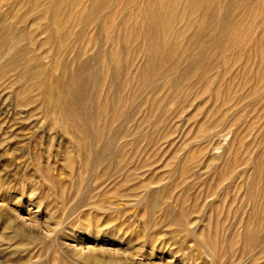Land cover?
<instances>
[{"label":"rangeland","instance_id":"obj_1","mask_svg":"<svg viewBox=\"0 0 264 264\" xmlns=\"http://www.w3.org/2000/svg\"><path fill=\"white\" fill-rule=\"evenodd\" d=\"M202 1L0 0V264H264V0Z\"/></svg>","mask_w":264,"mask_h":264},{"label":"bare ground","instance_id":"obj_2","mask_svg":"<svg viewBox=\"0 0 264 264\" xmlns=\"http://www.w3.org/2000/svg\"><path fill=\"white\" fill-rule=\"evenodd\" d=\"M195 1V0H194ZM204 1V0H203ZM203 1H202V3H203ZM182 2V1H181ZM200 2V1H199ZM208 2V1H207ZM196 3V2H195ZM210 3V2H209ZM166 4V3H165ZM209 5V4H208ZM211 7V6H210ZM227 7H228V5H227ZM180 7L178 6V9H179ZM177 9V8H176ZM175 11V10H174ZM164 13V12H163ZM177 13V12H176ZM186 13V12H185ZM227 13V12H226ZM173 16V15H172ZM175 16H177V14L175 15ZM185 17V16H184ZM192 17V16H191ZM193 18V17H192ZM177 19V18H176ZM186 19V18H185ZM195 19V18H194ZM192 20V19H191ZM196 20V19H195ZM194 20V21H195ZM189 21H190V19H189ZM189 21H188V23H189ZM193 21V22H194ZM175 24V23H174ZM171 27V26H170ZM160 29V28H159ZM170 29V28H169ZM238 30H241V29H239V27L237 28ZM244 29V28H243ZM165 32V31H164ZM243 32V31H242ZM171 33V32H170ZM158 34H159V32H158ZM170 35V34H169ZM158 36H160V35H158ZM168 36V35H167ZM170 36H173V35H170ZM175 37V36H174ZM173 39V38H172ZM167 40V39H166ZM170 40V39H169Z\"/></svg>","mask_w":264,"mask_h":264}]
</instances>
